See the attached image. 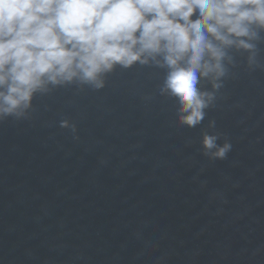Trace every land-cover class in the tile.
<instances>
[{"label":"water","instance_id":"water-1","mask_svg":"<svg viewBox=\"0 0 264 264\" xmlns=\"http://www.w3.org/2000/svg\"><path fill=\"white\" fill-rule=\"evenodd\" d=\"M232 55L195 128L160 94L163 70L139 65L0 121V264H264V68ZM204 132L231 142L224 159Z\"/></svg>","mask_w":264,"mask_h":264},{"label":"clouds","instance_id":"clouds-1","mask_svg":"<svg viewBox=\"0 0 264 264\" xmlns=\"http://www.w3.org/2000/svg\"><path fill=\"white\" fill-rule=\"evenodd\" d=\"M261 31L264 0H0V121L28 118L57 88L99 90L139 65L163 70L160 94L195 128L236 63L233 50L247 53L250 71L264 68ZM60 125L76 131L69 119ZM219 138L204 132L205 155L226 157L231 142Z\"/></svg>","mask_w":264,"mask_h":264}]
</instances>
